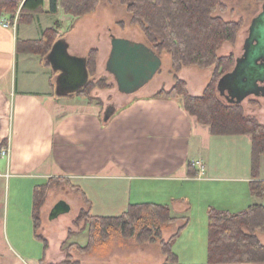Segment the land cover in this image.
<instances>
[{
	"label": "crops",
	"instance_id": "0c3cea01",
	"mask_svg": "<svg viewBox=\"0 0 264 264\" xmlns=\"http://www.w3.org/2000/svg\"><path fill=\"white\" fill-rule=\"evenodd\" d=\"M32 14L28 21L18 22L19 16H16L13 23L0 18V227L5 231L4 239L9 248L8 253L0 257V264H32V260L40 264V257L27 252L33 242L37 243L33 240L36 239L35 230L28 231L25 245L30 258L20 251L24 245L16 247L13 242L19 244L21 241L18 228H34V188L51 178L69 179L85 193L90 188L91 211L102 216L119 215L130 204L143 202L168 204L172 216H188L173 215L175 208L191 211L190 206L195 202V197L191 199L187 194L174 198V189L187 182L195 183V187L199 183L198 195L206 182L220 180L246 185L237 202L228 198V188L208 190L207 208L240 212L258 203L250 189L254 180L250 173V135L213 134L184 108L180 99L155 97L161 89L173 85L171 80L158 81L160 69L152 76L150 89L148 84L144 93L115 109L108 120H104L108 106L102 109L101 104L87 98L57 95L52 82L56 84L58 72L40 52L34 51L37 49L33 47L37 46L34 42L56 22H59L57 31L61 38L65 22L80 17L66 14L62 9L50 13L49 0H45L42 11ZM6 22L11 25L5 27ZM68 50L79 56L88 53L76 51L71 46ZM189 85L195 95H201L205 87L201 81L197 86ZM223 138L230 144H223L222 159L214 163L213 145ZM5 147L8 154L3 155L1 150ZM198 161L203 169L196 164ZM190 163L195 175L189 173ZM239 167L243 168L241 173L237 172ZM218 168L226 173L212 174ZM93 186L98 192L104 186L105 194H117L109 202L106 199L109 212L94 213L96 193L91 189ZM126 194L128 205L121 202ZM145 194L150 198L133 199ZM164 194L166 198L160 199ZM248 201L251 203L245 205ZM239 206L242 207L238 209ZM9 227L13 241L9 237ZM34 247L37 248V244ZM41 250L43 257L44 244ZM199 264L211 263L206 260Z\"/></svg>",
	"mask_w": 264,
	"mask_h": 264
},
{
	"label": "rangeland",
	"instance_id": "374dc122",
	"mask_svg": "<svg viewBox=\"0 0 264 264\" xmlns=\"http://www.w3.org/2000/svg\"><path fill=\"white\" fill-rule=\"evenodd\" d=\"M221 1L224 4V8L216 9L213 16L221 17L225 21L239 23L234 40L224 41L216 50V54L219 57H227L232 60V62L225 61V63H222L221 65L212 64L209 66H201L198 64L182 63L181 67L176 70L173 64L172 53L165 49L158 51L154 45L148 41L143 28L138 23L132 21L127 7L122 4L120 0H100L94 11H91L89 14L78 19L65 22L61 28V38L66 40L68 45L74 50L80 52L88 51V53H92L95 58L91 67L92 70L90 71V84L85 92L87 95L78 96L76 94V98L97 102L101 104L102 109H106V106L111 109H117L118 107L127 104L133 97L140 93H144L147 90L146 87H148V84L150 89L151 86H153L151 81L154 78L152 76H154L158 69H160V73H158L160 76L158 81L171 80L173 82L172 86H174L177 76L179 79L186 82L188 92L192 96H201L204 93L205 88L211 82L214 83L220 74L231 70L235 59L242 56L244 52V43L249 35L251 21L262 10L264 2V0ZM61 9L64 11V8ZM199 38L200 37L196 35V40H199ZM141 44L152 47L157 54V59L154 58L153 60L148 56L141 58L140 65H147L145 67L146 72L145 70L135 69L125 84L135 88L136 91L131 95L124 94L119 90L115 74L112 75L109 70L112 69L121 73L123 70L122 60H124L126 64L128 62V57L130 56L129 54H137V46ZM200 81L205 83L201 95L191 93L189 84H196L197 86ZM172 86L166 88V90H170ZM231 93L232 90L229 88L226 89L225 94L218 91L219 98L222 102L226 104L239 103L238 96H234ZM70 97H75V95L73 94ZM240 106L246 117H255L258 122L264 125V96L249 95L242 100ZM102 111L103 110H101V112ZM206 126L207 128H210L208 125ZM224 143L230 144L227 142V139L223 138L219 139V144L213 145L212 161L214 163H218L222 159L220 152ZM242 161L243 158L240 159V162ZM242 169V167H239L237 172L241 173ZM251 172L252 156L250 161V173ZM213 173L224 175L226 172L224 169L218 168L214 170L212 174ZM258 178L264 180V155L260 157ZM51 182L45 203L41 209L40 228L38 232L44 235L48 240L49 248L46 261L62 264V261L65 258L64 249L70 244V242H77L81 245H86L88 242V228L82 230L84 228L83 221H80L79 225L75 224V219L80 213V210L83 207H88V205L82 198L81 193L71 187L65 180H53ZM197 184L198 185L195 187V183L187 182L179 187L177 186L173 193L175 199L181 194H187L191 199L194 197L196 198V200L194 198L195 202H193V205L190 206L191 211H179L175 208L173 212V215L180 214L190 216L189 223L182 230L180 236L175 240L172 246L173 251L179 258L180 264H199L205 262L208 258V212L210 208H207L208 206L206 205V201L209 199L206 192L208 190L217 191L228 188L227 191H230L228 198L230 200L234 199V202H237V199L239 200L240 195L244 192V186H246L244 183L239 182H230V184H227V182L220 180L216 182L211 181L208 183L206 182L203 185L204 189H201L198 195L197 190L199 183ZM103 187L102 189H99L100 192L96 191L94 186L91 188L92 191L96 193L94 213L95 211L99 213L109 212L106 199L109 202L111 198H116L115 196L117 194H105V188ZM152 188H154V186ZM201 192L204 193L202 194ZM85 194L90 199V188ZM128 198L129 196L126 194L124 198H121V202H123L124 205H128ZM146 198H150V196L145 194L143 196H136L133 199L139 201ZM164 198H166V194L160 199ZM255 198L258 200V203L262 202L261 199L257 197ZM62 200L69 204L70 209L54 215V207ZM250 203L251 202L248 201L244 204L249 205ZM241 207L242 206H239L238 209ZM182 223L183 221H178L166 226L162 231L163 241H168L171 235L177 232ZM70 229L73 230L72 238L65 243L66 236H68ZM11 230L12 228L9 227V237L11 241H13ZM29 230L32 231L35 229L32 226L29 228L26 226L18 228L21 241L18 242L19 244H15L14 242L13 244L16 247L24 245L22 250L20 248V251H22V255L30 258L25 252ZM258 236L260 241L264 244V233H259ZM4 237L5 231L0 227V257L5 256L9 249L8 242ZM35 238L36 239L33 240L37 243L33 242L30 248L27 249V252L34 257H40L38 258V261H40L39 259L42 257L41 246H43L44 242L37 237ZM35 244H37V248L34 247ZM71 251L74 258L79 259L81 264H165L166 262V255L161 240L150 241L144 239L138 235V232L126 235V233L117 230L107 238L104 244L97 243L85 252H80L75 248ZM31 262L34 264L35 260H32Z\"/></svg>",
	"mask_w": 264,
	"mask_h": 264
},
{
	"label": "trees",
	"instance_id": "16d2710c",
	"mask_svg": "<svg viewBox=\"0 0 264 264\" xmlns=\"http://www.w3.org/2000/svg\"><path fill=\"white\" fill-rule=\"evenodd\" d=\"M131 15L132 21L138 23L146 33L148 41L160 50L172 53L174 68L178 70L183 64H198L209 66L221 65L225 61L232 62L231 58L219 57L216 50L224 41L234 40L238 22L225 21L221 17L213 16L216 9L224 8L221 0H120ZM100 0H49V12L57 13L59 9L75 17H82L94 11ZM45 0H0V18L9 19L12 23L18 18L28 21L32 13L44 9ZM59 22L46 29L40 39L34 42V51L40 52L46 59L53 44L59 39L57 28ZM196 35L199 40H196ZM195 40V41H192ZM87 66L90 71L94 63V56L88 53ZM234 61V59H233ZM234 61L233 68L235 66ZM232 68V69H233ZM231 69V70H232ZM229 70V71H231ZM229 71L220 74L211 82L201 96H192L185 81L176 76V83L170 90L161 89L154 96L159 98L180 99L184 108L198 122L208 125L216 135H250L252 138V174L254 180L250 184L251 193L262 200L261 203L250 205L240 212H230L210 207L208 263H245L264 262V244L259 239V233H264V180L258 178L260 157L264 155V125L255 117L245 116L241 103L222 102L218 95V83L221 77ZM74 95H87L85 92L90 82ZM52 86L56 88L55 82ZM107 122V121H105ZM190 175H195L193 165L189 164ZM53 180H65L71 187L81 193L88 207H83L75 219L79 225L83 221L84 228H88V242L81 245L70 242L64 249L65 258L62 264H81L75 259L71 250L74 248L85 252L97 243H102L113 232L120 230L126 235L138 232V235L150 241L161 240L166 255L165 264H180L178 256L173 251V244L182 230L189 223V216H172L168 204L143 202L130 204L119 215L102 216L93 214L91 201L80 186L74 185L71 180L51 178L34 188L33 219L35 234L44 241V254L40 264H58L47 262L48 240L38 232L40 228L41 209L45 203L48 191ZM178 221L180 224L176 233L168 241H163L162 231ZM90 225V226H89ZM70 229L65 243L72 238Z\"/></svg>",
	"mask_w": 264,
	"mask_h": 264
},
{
	"label": "water",
	"instance_id": "95a60500",
	"mask_svg": "<svg viewBox=\"0 0 264 264\" xmlns=\"http://www.w3.org/2000/svg\"><path fill=\"white\" fill-rule=\"evenodd\" d=\"M68 47L66 40L59 38L46 57V61L52 69L58 72L56 93L59 96H71L85 87L89 81L86 56L71 54ZM137 47V54H129L126 64L122 60L123 70L121 73L112 69L109 70L112 75L115 74L119 90L125 94L136 91L135 88L126 85L125 82L135 69L145 70L147 65H140L141 58L148 56L150 59H157V54L145 44ZM227 87L232 90V95L238 96L239 103L249 95L264 96V2L262 10L251 21L242 56L237 57L234 68L221 77L218 83V91L225 94ZM113 111L115 109L108 107L104 113V120H108ZM69 209V204L62 200L54 207L53 214L57 215L59 212Z\"/></svg>",
	"mask_w": 264,
	"mask_h": 264
},
{
	"label": "built area",
	"instance_id": "2783aa9c",
	"mask_svg": "<svg viewBox=\"0 0 264 264\" xmlns=\"http://www.w3.org/2000/svg\"><path fill=\"white\" fill-rule=\"evenodd\" d=\"M11 25V23L10 22H6V23H4V26L5 27H9ZM1 153L3 154V155H5V154H8V148H3L2 150H1ZM196 164H199L200 165V167L203 169L204 168V166H203V164H201V162H197Z\"/></svg>",
	"mask_w": 264,
	"mask_h": 264
},
{
	"label": "flooded vegetation",
	"instance_id": "af4514ba",
	"mask_svg": "<svg viewBox=\"0 0 264 264\" xmlns=\"http://www.w3.org/2000/svg\"><path fill=\"white\" fill-rule=\"evenodd\" d=\"M125 94V93H124Z\"/></svg>",
	"mask_w": 264,
	"mask_h": 264
}]
</instances>
